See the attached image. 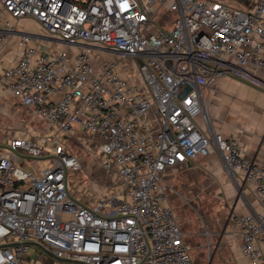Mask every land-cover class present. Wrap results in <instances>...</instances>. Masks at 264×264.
<instances>
[{
  "label": "built area",
  "instance_id": "2783aa9c",
  "mask_svg": "<svg viewBox=\"0 0 264 264\" xmlns=\"http://www.w3.org/2000/svg\"><path fill=\"white\" fill-rule=\"evenodd\" d=\"M83 1L0 0V43L16 36L19 49L0 63V88L48 124L42 139L0 125V245L16 243L0 247V264H23L30 242L85 264H195L163 179L216 151L254 185L260 209L232 220L242 254L264 264V165L244 157L235 136L196 121L210 125L202 91L219 77L264 87L249 68L264 70V0ZM23 17L46 34L11 20ZM101 50L133 58L138 73L114 60L95 66ZM79 130L118 178L90 205L71 193L82 161L66 138Z\"/></svg>",
  "mask_w": 264,
  "mask_h": 264
},
{
  "label": "crops",
  "instance_id": "0c3cea01",
  "mask_svg": "<svg viewBox=\"0 0 264 264\" xmlns=\"http://www.w3.org/2000/svg\"><path fill=\"white\" fill-rule=\"evenodd\" d=\"M11 20L18 28L25 31L38 32L39 28H43L37 20L31 17L11 18ZM17 40L18 37L16 36L9 37L5 42L0 43V63L11 64L15 60L19 51ZM62 47L64 44L58 45V48ZM249 68L264 81V70L253 65ZM202 98L205 109L210 116V125H206L203 116L200 114L196 117L199 126L205 132L213 129L226 138L235 136L240 142L243 156L264 165V87L253 86L238 77L222 76L206 90L203 89ZM15 101L19 104L13 95L0 88L1 113L4 112L3 114L7 117L16 116L15 108L9 106V104L15 105ZM0 125L5 126L6 129L9 127L6 122H2ZM78 133L87 134L81 130ZM87 135L92 138L90 134ZM81 161L83 164L82 157ZM96 164L100 165L99 162ZM171 168L177 171L178 177L177 182L173 183V187L184 190L183 188H191L188 187L190 182L197 184L207 182L208 190L213 188L222 192L226 202H231V211L237 209L239 213H246L260 209V202L254 192V185L245 182L241 177L235 179L218 151L206 158L188 160L171 166L167 170ZM85 183L87 192L75 194L76 188L74 189L71 185V193L75 199L90 205L94 203V198L102 195V189L100 185H95L93 182L85 181ZM180 191L178 190L177 193ZM95 194L96 196H94ZM229 223L230 219L228 218L220 230L218 227L214 228L213 225L209 236L211 239L214 237L216 239L215 249L227 247L234 264H250L249 259L241 252V240L234 231L233 223L231 225ZM204 227L208 228L206 225ZM205 228L202 230L205 231ZM198 229L197 231L200 232Z\"/></svg>",
  "mask_w": 264,
  "mask_h": 264
},
{
  "label": "rangeland",
  "instance_id": "374dc122",
  "mask_svg": "<svg viewBox=\"0 0 264 264\" xmlns=\"http://www.w3.org/2000/svg\"><path fill=\"white\" fill-rule=\"evenodd\" d=\"M220 1L234 7H240L244 4V0ZM38 33L45 35L46 31L44 28H39ZM98 56L100 58L94 61L95 66H98L103 60H114L119 61L121 65L126 64V68L131 75H135L139 71L137 64L133 63V58L129 56L109 50H101L98 52ZM14 104L13 106L9 104V106L15 108L17 112L16 116L7 117L3 114L4 112H0V123L6 122L9 126L7 127L6 134L10 133L16 136L30 133L37 136L38 139H42L48 130V124L39 117L33 116L28 109L20 106L16 101ZM87 134L78 133L66 138L68 148L82 157L83 160L80 170H72L70 172V186L72 185L74 189L76 188L75 194L85 193L87 192L84 185L86 184L85 181L93 182L95 185H100L102 189L101 193L103 194L112 190L117 183V177L113 175L112 170L106 169L101 164L99 166L96 164L99 160L101 161L102 155L97 150L91 151L85 147L86 145L83 144V141L92 140ZM3 135L4 133L0 130V140H2ZM48 155L46 154V156ZM176 172L174 168L165 172L163 179L164 186L168 191L169 201L173 207L175 218L182 231H184V239L190 244V255L195 264H234L227 247L215 249L216 239L215 237L211 239L209 235L212 232L213 225L214 228L218 227L220 230L224 227L228 218L230 219L229 225H231L233 223L232 217L237 212V209L231 211V202H226L222 192L213 188L208 190L207 182L198 184L190 182L188 187L190 186L191 188H183L184 190L173 187V183L178 180ZM178 190L181 191L177 193ZM205 225L208 228H205ZM198 228L200 232L197 231ZM203 228H205V231L202 230ZM38 257L42 259L44 264H76L62 262L46 256L39 247L34 245L30 246L28 257L23 261V264H29Z\"/></svg>",
  "mask_w": 264,
  "mask_h": 264
},
{
  "label": "water",
  "instance_id": "95a60500",
  "mask_svg": "<svg viewBox=\"0 0 264 264\" xmlns=\"http://www.w3.org/2000/svg\"><path fill=\"white\" fill-rule=\"evenodd\" d=\"M139 64H142V61L141 60H139ZM15 244L16 243L1 244L0 247L1 246H12V245H15ZM30 244L39 247L48 256H50V257H52V258H54L56 260H59V261H62V262H71V263H76V264H85L84 262H80V261H77V260H71V259H68V258H59L50 249H48L47 247H45L44 245H42L39 242H30Z\"/></svg>",
  "mask_w": 264,
  "mask_h": 264
},
{
  "label": "trees",
  "instance_id": "16d2710c",
  "mask_svg": "<svg viewBox=\"0 0 264 264\" xmlns=\"http://www.w3.org/2000/svg\"><path fill=\"white\" fill-rule=\"evenodd\" d=\"M73 1L77 2V3H80V4L85 3L83 0H73ZM46 256H48V255H46Z\"/></svg>",
  "mask_w": 264,
  "mask_h": 264
}]
</instances>
